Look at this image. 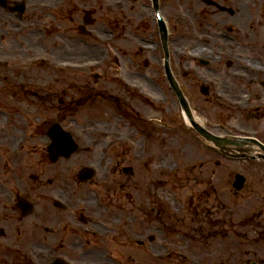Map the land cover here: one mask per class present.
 I'll list each match as a JSON object with an SVG mask.
<instances>
[{
	"label": "flooded vegetation",
	"instance_id": "flooded-vegetation-1",
	"mask_svg": "<svg viewBox=\"0 0 264 264\" xmlns=\"http://www.w3.org/2000/svg\"><path fill=\"white\" fill-rule=\"evenodd\" d=\"M137 1L126 0L124 4L123 0H0V68L6 67L9 60L16 62L24 57L27 48L33 50L43 43L72 42L80 56L94 44L101 46L102 51L129 59L132 76H125L139 84L143 93L127 91L128 87L118 85L112 75L106 74L107 70L99 79L90 72L82 75L101 80L105 84L101 88L76 81L69 92L62 94L38 69L2 71L7 84L2 83L0 88L13 97L0 104V141L5 140L0 142V264H264V210L259 221L253 223L254 228L250 220L237 225L234 206H219L236 203L234 192L231 196H224L228 193L224 190L218 194L215 189L218 191L219 186L212 182V202L201 196L187 201L178 195L200 186L197 181L181 180L187 169L173 176L169 171L156 170L149 153L145 161L149 168L147 179H142L137 165L130 166L122 160V122L146 142L155 135H168L170 125H177L178 120L182 121L179 129L195 136L187 129L183 109L165 76L160 39L153 43L134 36L139 32V19L141 31L150 32L155 38L150 25H142L153 12L152 4L139 11ZM236 4L246 7L238 0H200L196 11L200 27L232 32L234 29L229 26L235 22ZM158 9L163 11L162 0ZM263 29L262 20L248 32L253 37L245 36L239 42L247 45L239 69L243 74L249 70L247 61L259 67L264 63V54L256 51L257 46L264 49V43H257ZM44 34L48 36L42 40ZM233 41L227 36L228 44ZM239 49L227 47L229 53L238 54ZM172 59L171 54V62ZM184 63L196 66L179 59L176 66L173 62L172 69L189 98L181 73ZM144 69L153 74L143 75ZM196 70L200 72L198 77L204 76L197 66ZM254 75L241 85V91L247 93L239 97L244 107L234 109L218 104L220 98L213 85H208L206 97L220 105L226 117L244 115L253 123L245 129L246 134L264 142V73ZM11 76L20 77L22 82L11 84ZM57 76L52 72L54 81ZM199 86L204 92L203 85ZM127 94L134 96L138 107L149 112L147 116L146 111L140 110L135 116L124 113L130 109L123 106ZM92 108L113 109L115 115L103 122L79 116L81 109ZM10 124L16 125L15 138L10 137ZM54 124L68 130L80 145L79 154L62 164L50 155L47 130ZM14 139L23 142L18 156H13L9 148ZM88 143L99 147L101 157L90 159L92 164L105 172L112 166L111 175L106 173L98 181L94 175L92 181H85L82 153L88 152ZM182 172L183 176L177 178ZM240 194L238 203L264 204V182L257 188L245 186ZM57 200L62 204H56ZM210 202L214 212L208 222L210 229L205 230L200 217L203 213L210 217L211 210L206 212L208 207L203 206ZM221 211H226L223 219L219 218ZM197 224L199 228L195 229ZM139 238L144 244L135 243ZM202 240L211 243L206 254L195 248ZM259 243L263 245L257 248ZM152 253L167 254V258L154 259Z\"/></svg>",
	"mask_w": 264,
	"mask_h": 264
},
{
	"label": "rangeland",
	"instance_id": "rangeland-1",
	"mask_svg": "<svg viewBox=\"0 0 264 264\" xmlns=\"http://www.w3.org/2000/svg\"><path fill=\"white\" fill-rule=\"evenodd\" d=\"M174 1H177L180 5L181 3H192L191 5L189 4V6L190 8H193V10H195L194 11L195 18L194 19L192 18L194 21L192 19L190 20V24L192 22L196 26V22L198 23L199 21L197 20V15H196L197 14L196 12L197 10L195 8L196 1L195 0H162V8H164L163 12L167 16H169V12L170 13L181 12L178 5L174 3ZM249 11L250 10H247L246 13H249ZM148 24H149V21H148ZM196 31H197V28H196ZM205 31H211V35L208 37V40L211 41L210 43H212V41L217 39L214 36H219L218 34L215 33V30H207L205 28ZM197 32L203 33L202 31H197ZM176 47L181 48L182 45H177ZM217 47H219V45H217ZM99 54L100 53H98V55ZM173 61L176 66L178 60L175 54H173ZM181 66L183 68V65ZM225 66H227V63L226 64L218 63L216 67L212 68L214 70H213V73H210V74L212 75V78H214V80L210 84L213 85L214 88L220 89L223 85L222 90H225L226 88L225 86H228L227 88H229L230 86H232L233 82L236 81L234 76L233 78H231V74H229L230 71L228 69L223 70ZM109 67L110 66L106 67L107 71H111ZM125 67L127 68V66ZM155 67L159 69L158 63L155 64ZM146 70L147 69H144L143 75L149 76L153 74L149 72V70L146 72ZM202 71H207V68H203ZM181 73L185 77L184 78L182 76L185 84H187L188 86V89H187L188 94H189V97L192 101L194 108L198 109L199 112L202 114V116L206 118V120L214 121V122L218 121V122L226 123L231 126L233 125L237 128H242V129L244 128L247 129L253 124L252 122L250 123L246 121V119H244L242 116H239V115L234 116L232 119L222 115L223 113H221L222 112L221 106L218 104H214L212 100H210L208 97H206L205 95L201 93L200 86H199V85H202L201 81L195 80V78H198V75H200V72L196 70V66H188L184 63V68L183 70H181ZM131 76L132 74L130 75V77ZM77 78L79 79V80L77 79V83H81V84L87 83L90 86L96 85L98 86V88H101V86L105 85V84L104 85L101 84V80L88 79V78H84L83 76H79ZM72 83H75V82L72 81ZM233 88L235 89V86H233ZM123 100L125 101L124 102L126 104L125 106L131 107L132 105L133 108H135L136 110H140L143 113H145L144 111H146L144 116L148 115L149 112L145 108L138 107L137 103L134 101L135 99L130 101L125 98ZM220 102L221 101H219L218 103L220 104ZM128 112L131 115V111H128ZM93 114L95 116H98V117H95V116L94 117L98 118L100 122H103L105 121V119L113 117L112 112L110 110L108 112V110H105V109L103 110L100 109L99 114H97L95 110L93 109L92 114H89V116H92ZM81 116H84V114H81ZM122 124H123V130L121 132V135L124 136L126 134H130L129 131L125 130V123L122 122ZM178 124H182V121L178 120L177 125H173L175 129L169 132L168 135L167 134L155 135L153 137V140L149 142L150 145L153 142L152 144L153 155H154L153 165L160 164V163L164 164L165 162H163L164 161L163 159H166L167 161L166 163L168 164V166H172V168H175L176 170H178L180 167L181 169H183V167L184 169L187 168L188 170L192 171L191 176L187 174L183 176V172H182L177 177L179 178L183 176L182 178L186 181H189L192 176H193V179L197 178L198 180H200L199 176H202L203 178H208L209 176L211 177L210 175L211 172H214L216 173L215 178H213L214 185H216V187L218 184L222 186V188H217L218 191L213 187V189H215V192H218V194L221 191L226 189V186L229 185V183L233 181L236 174H240L246 178V185L250 184V186L254 188H257L262 185V182H264V178L262 176L264 175H261V173L263 172L257 166L249 162H243V161L241 162L224 161L222 157L214 154L212 151L206 149L205 147L201 145L199 146L197 142H194L193 137L191 135H188L189 133L187 131L186 132L188 134H186V132L182 130V128H180L179 130ZM106 129H109V128L106 127ZM136 142L137 143H134V146H132L128 150H124L123 152L124 155L128 153L127 156L130 157V151L131 150L134 151L140 147L141 136L140 138L136 139ZM90 157H92V155H90ZM217 163H222V166H220V168L219 166L218 168H216L215 165ZM145 169L149 170V168H146V167L139 169V174L141 177L147 175V171ZM196 190H200L199 187L196 188ZM209 200L212 202L214 198L212 196H209ZM204 210L207 212L210 211L211 206L208 207L207 209L205 208Z\"/></svg>",
	"mask_w": 264,
	"mask_h": 264
},
{
	"label": "bare ground",
	"instance_id": "bare-ground-1",
	"mask_svg": "<svg viewBox=\"0 0 264 264\" xmlns=\"http://www.w3.org/2000/svg\"><path fill=\"white\" fill-rule=\"evenodd\" d=\"M78 58V57H77Z\"/></svg>",
	"mask_w": 264,
	"mask_h": 264
}]
</instances>
